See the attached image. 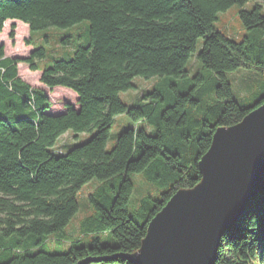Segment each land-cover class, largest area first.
I'll list each match as a JSON object with an SVG mask.
<instances>
[{
	"label": "trees",
	"instance_id": "trees-1",
	"mask_svg": "<svg viewBox=\"0 0 264 264\" xmlns=\"http://www.w3.org/2000/svg\"><path fill=\"white\" fill-rule=\"evenodd\" d=\"M247 1L0 0V31L8 19L30 30L90 22L86 45L42 69V83L77 94L78 106L65 101L59 113L50 112L52 101L43 88L18 76L19 62L39 69L44 47L25 57H3L0 44V264H73L139 249L150 219L175 192L201 180L198 163L214 131L264 102V89L248 103L235 99L225 74L238 67L264 74L263 5L240 10L242 23L252 30L242 40L213 26L219 11ZM192 54L212 74L188 77ZM137 75L187 77L188 84L180 91L171 80L157 82L129 105L120 92L133 87ZM120 114L137 125L122 130L108 149ZM67 131L75 138L93 134L85 142L57 146ZM134 172H144L162 190L146 194L130 210ZM93 177L101 180L89 194L96 212L80 222L79 236L69 238L66 226L79 208L77 192ZM91 263L131 264L120 256ZM214 264H264V191L224 232Z\"/></svg>",
	"mask_w": 264,
	"mask_h": 264
},
{
	"label": "water",
	"instance_id": "water-1",
	"mask_svg": "<svg viewBox=\"0 0 264 264\" xmlns=\"http://www.w3.org/2000/svg\"><path fill=\"white\" fill-rule=\"evenodd\" d=\"M198 166L201 180L175 192L150 219L138 250L73 264L117 256L131 264H214L224 232L264 191V102L239 122L218 127Z\"/></svg>",
	"mask_w": 264,
	"mask_h": 264
},
{
	"label": "rangeland",
	"instance_id": "rangeland-1",
	"mask_svg": "<svg viewBox=\"0 0 264 264\" xmlns=\"http://www.w3.org/2000/svg\"><path fill=\"white\" fill-rule=\"evenodd\" d=\"M261 3L263 5L264 14V0H249L245 4L241 5L235 3L229 8L217 13L216 19L213 21V26L215 29L223 31L229 37L235 40H242L246 35L252 34V30L244 26L241 21L239 12L241 9H251L256 3ZM23 21L18 20L17 23L8 25L11 27L9 32V37L12 40V45L8 48L12 54H18L20 56H28L34 47L42 46L45 49V56L37 60V65L39 69L32 70L27 62L20 63V72L22 75L28 79L33 85L38 82L41 84L39 87L43 88L49 95L52 101V107L50 112L59 113V111L64 108V102L70 101L77 102L74 91L66 87H49L48 85L40 81V71L43 68L50 66L55 60L60 58H69L72 56L74 49L78 45H86L89 41V20L83 19L75 24L67 27L58 26H48L40 29L30 30L27 32L26 28L23 27ZM28 25V24H27ZM26 26V25H25ZM17 27V32L15 28ZM28 27V26H27ZM1 32V31H0ZM14 32V36L10 33ZM29 33V37L26 34ZM31 36V38H30ZM31 39V43H27V40ZM203 43V37H199L197 41V46L200 47ZM5 45V43L3 44ZM186 69L188 71V77L193 76L197 72H202L205 76L212 74L210 69L205 68L202 63L196 58L195 54H192ZM227 79L231 82L233 96L235 99L245 104L256 98V96L264 89V74L259 72L254 68L238 67L234 70L225 72ZM174 82L177 84L178 90L185 91L188 78H177L174 76H153L150 78H145L141 75H137L133 78L134 86L120 92V96L129 105L135 104L140 95L152 88L155 83L161 82L165 84L166 82ZM171 95H173L172 88ZM214 98V95H209L206 99L210 101ZM194 115L200 116V113L194 112ZM148 132H154L153 127L147 123H143ZM135 123L128 115L120 114L115 117L111 129L110 136L107 142V148L110 149L117 141V136L122 130L127 127L136 126ZM93 133L83 132L79 133L78 137L75 138L72 131H67L62 134L58 141L57 146H61L66 143L67 146H72L77 143L85 142L88 140ZM131 179L134 182V189L131 193L129 200V209L133 210L134 207L139 205L140 200L146 194L152 196H158L159 192L162 190L161 186L150 181L144 172H134L131 175ZM101 180L97 177L91 178L88 182L83 184L77 192V200L79 203L78 211L73 215L71 220L66 226L67 237L71 238L79 236L81 234L80 222L93 215L96 210L94 204L89 198L90 192H92L99 184ZM87 238V235H83ZM102 236L106 239H110V236L106 233H102ZM68 246L67 241L63 244ZM96 264V263H91Z\"/></svg>",
	"mask_w": 264,
	"mask_h": 264
},
{
	"label": "crops",
	"instance_id": "crops-1",
	"mask_svg": "<svg viewBox=\"0 0 264 264\" xmlns=\"http://www.w3.org/2000/svg\"><path fill=\"white\" fill-rule=\"evenodd\" d=\"M17 19H8V20H6L5 21V23H4V27H3V29H2V31L0 32V44H4L5 43V45H4V56L3 57H5V56H20V55H18V54H12L10 51H8V48L12 45V40H11V38L8 36L9 35V32H10V30H11V27L8 25V23L7 22H9L10 23V25L11 24H15V23H17ZM23 24H24V22H22ZM25 25V24H24ZM28 25H26V26H23L24 28H26V30H27V32H29V26L27 27ZM15 30H16V32H17V27L15 28ZM26 37L28 38L29 37V33H27L26 34ZM8 44L10 45V46H8ZM20 63L21 62H19L18 63V76L19 77H21L22 79H24L25 81H27L28 83H30L31 84V86H33V87H39L41 84L38 82L37 84H35V85H33L28 79H26L22 74L23 73H21L20 72ZM42 71H40V73H41ZM76 94V93H75ZM76 96V99H75V101L77 100V95H75ZM74 103V105L75 106H78L75 102H73ZM65 110V107L63 108V109H61V110H59V111H56V112H62V111H64Z\"/></svg>",
	"mask_w": 264,
	"mask_h": 264
}]
</instances>
